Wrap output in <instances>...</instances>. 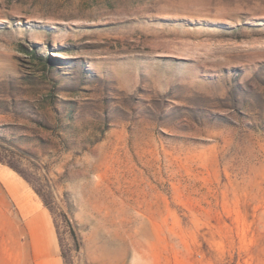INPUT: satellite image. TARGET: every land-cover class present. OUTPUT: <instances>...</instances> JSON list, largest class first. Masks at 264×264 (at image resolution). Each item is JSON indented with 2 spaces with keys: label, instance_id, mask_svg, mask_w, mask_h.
Instances as JSON below:
<instances>
[{
  "label": "rangeland",
  "instance_id": "rangeland-1",
  "mask_svg": "<svg viewBox=\"0 0 264 264\" xmlns=\"http://www.w3.org/2000/svg\"><path fill=\"white\" fill-rule=\"evenodd\" d=\"M28 256L264 264V0H0V264Z\"/></svg>",
  "mask_w": 264,
  "mask_h": 264
},
{
  "label": "crops",
  "instance_id": "crops-1",
  "mask_svg": "<svg viewBox=\"0 0 264 264\" xmlns=\"http://www.w3.org/2000/svg\"><path fill=\"white\" fill-rule=\"evenodd\" d=\"M2 178L3 183H5L12 193L16 195L18 193V204L20 210L22 212L28 213H37L38 209L36 208L35 204L29 198V195L22 190V186L19 182L15 181L14 179L9 178ZM36 211V212H35ZM43 213V212H41ZM44 214V213H43ZM45 217V216H44ZM41 219L39 214L35 215V219ZM45 233H47V229L44 230L43 224L41 223V232L39 237V241H43V237H45ZM27 264H62L60 256H28Z\"/></svg>",
  "mask_w": 264,
  "mask_h": 264
}]
</instances>
